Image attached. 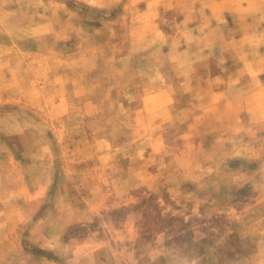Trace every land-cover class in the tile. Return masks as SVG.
Here are the masks:
<instances>
[{
	"label": "rangeland",
	"instance_id": "1",
	"mask_svg": "<svg viewBox=\"0 0 264 264\" xmlns=\"http://www.w3.org/2000/svg\"><path fill=\"white\" fill-rule=\"evenodd\" d=\"M0 264H264V0H0Z\"/></svg>",
	"mask_w": 264,
	"mask_h": 264
}]
</instances>
